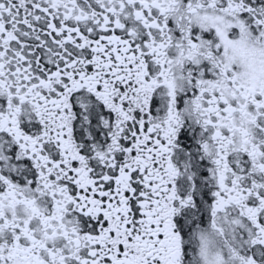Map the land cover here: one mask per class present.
Masks as SVG:
<instances>
[{
    "label": "snow or ice",
    "instance_id": "1",
    "mask_svg": "<svg viewBox=\"0 0 264 264\" xmlns=\"http://www.w3.org/2000/svg\"><path fill=\"white\" fill-rule=\"evenodd\" d=\"M0 264H264V0H0Z\"/></svg>",
    "mask_w": 264,
    "mask_h": 264
}]
</instances>
